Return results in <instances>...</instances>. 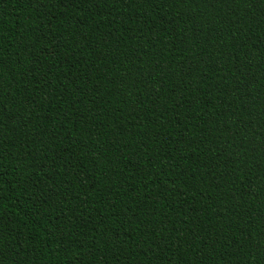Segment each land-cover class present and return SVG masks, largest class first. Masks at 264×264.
<instances>
[{"label": "trees", "instance_id": "16d2710c", "mask_svg": "<svg viewBox=\"0 0 264 264\" xmlns=\"http://www.w3.org/2000/svg\"><path fill=\"white\" fill-rule=\"evenodd\" d=\"M0 264H264V0H0Z\"/></svg>", "mask_w": 264, "mask_h": 264}]
</instances>
